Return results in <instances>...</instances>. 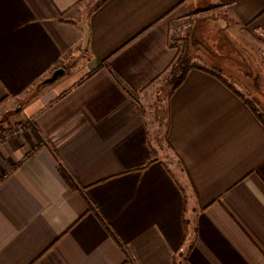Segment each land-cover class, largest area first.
<instances>
[{"label": "crops", "instance_id": "crops-1", "mask_svg": "<svg viewBox=\"0 0 264 264\" xmlns=\"http://www.w3.org/2000/svg\"><path fill=\"white\" fill-rule=\"evenodd\" d=\"M217 8L209 33L264 37V0H0V264H264V126L244 99L191 69L165 99L178 169L153 141L173 23ZM195 33L185 53L226 73Z\"/></svg>", "mask_w": 264, "mask_h": 264}, {"label": "rangeland", "instance_id": "rangeland-1", "mask_svg": "<svg viewBox=\"0 0 264 264\" xmlns=\"http://www.w3.org/2000/svg\"><path fill=\"white\" fill-rule=\"evenodd\" d=\"M204 3L206 2L204 1ZM212 8L214 7H210V9ZM208 9L206 12L197 16L192 15L188 18H181L173 23L172 42L174 46L177 49H181L183 43L188 40V34L195 26V39L200 40L203 47L205 45V47H207L206 51L201 50L203 51L202 56L211 58L209 51L220 53V58L218 60L222 63L226 73L218 65H210L209 60L201 61L200 63L194 61L191 56H194V54L190 53L192 49L189 48L187 56L190 58L191 63L195 62L205 67L215 66L220 68L223 71L224 78L233 85L235 90L243 94L244 97H252V95L258 92L263 93V96L258 98V101L260 102L262 110H264V37L253 32L249 35L243 32L241 33L236 25L233 24L228 25L227 28H218V25H216V32L209 33L206 29L207 25L205 26L206 20L209 18H217L218 23L222 24L221 19L225 17V11L219 8H217L218 11ZM169 76L170 71L161 79V81L163 80L162 84L164 86L161 84L162 89L158 95L160 97L159 100L158 98L154 99L156 101L154 106L158 104L159 106L157 109L154 108L153 122L155 132L153 141L155 140L156 144L154 145L159 154H161V157L166 161L172 162L173 169L175 170L179 167L177 164L178 161L169 150L165 140L167 115L165 110V99L167 90L169 89L170 91L171 88L168 83ZM252 81L254 84H257L255 88H253ZM155 85L157 87L159 84L157 83ZM178 177L182 180L184 179L181 172H178Z\"/></svg>", "mask_w": 264, "mask_h": 264}, {"label": "trees", "instance_id": "trees-1", "mask_svg": "<svg viewBox=\"0 0 264 264\" xmlns=\"http://www.w3.org/2000/svg\"><path fill=\"white\" fill-rule=\"evenodd\" d=\"M191 69H197L201 70L211 76H214L222 81L224 85H226L233 93H235L240 98L244 99L245 103L250 107L254 115L257 117V119L261 122V124L264 126V120H263V113L259 105L257 106L255 102L253 105H251L252 102H249L245 100V97L243 94L239 93L231 83L227 81V79L224 78L223 71L218 67H205L198 63H191L190 58L185 53V50L183 47L181 49H176L175 54L169 63V65L158 75L152 82L157 80L162 74L165 72L170 71L169 81L170 84V93H172L184 80L185 76ZM151 82V83H152ZM58 172L66 186L71 190H77L78 187L75 184L73 178L65 171L63 168L59 167ZM110 235L112 233L110 232ZM115 238V237H114ZM116 240V239H115Z\"/></svg>", "mask_w": 264, "mask_h": 264}, {"label": "water", "instance_id": "water-1", "mask_svg": "<svg viewBox=\"0 0 264 264\" xmlns=\"http://www.w3.org/2000/svg\"><path fill=\"white\" fill-rule=\"evenodd\" d=\"M63 72L64 71L62 69L55 70L50 77H48L42 82V84H47L55 81L59 76L63 74Z\"/></svg>", "mask_w": 264, "mask_h": 264}]
</instances>
